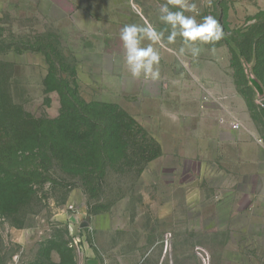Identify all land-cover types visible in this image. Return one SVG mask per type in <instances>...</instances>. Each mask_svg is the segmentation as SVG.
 <instances>
[{"label":"rangeland","instance_id":"rangeland-1","mask_svg":"<svg viewBox=\"0 0 264 264\" xmlns=\"http://www.w3.org/2000/svg\"><path fill=\"white\" fill-rule=\"evenodd\" d=\"M247 3L224 0L212 11L199 9L211 12L224 32L206 56L186 51L160 59L161 80L169 77L164 68H181L193 80L208 76L213 83L206 97L198 96L204 117L193 147L161 135L166 123L146 119L157 105L183 100L174 90L184 79H175L166 95L142 97L145 78L131 76L119 34H111L123 25L106 22L111 11L124 15L125 0H0L6 43L36 48H0V80L11 75V100L33 116L36 131L25 145L34 161L23 159L7 181L0 177V264H141L161 256L163 264H264V87L252 62L242 61V72L231 65L226 45V36L253 22ZM46 52L53 71L75 79L86 102L135 117L148 137L161 141L160 153L153 154L154 146L143 156L120 152L125 137H114L104 152L105 175L98 177L101 160L88 156L97 149L93 137L69 123L67 109L59 118L54 83L44 82L51 66ZM219 96L223 108L210 106ZM50 143L65 154L62 161L50 155ZM73 149L83 160L70 156Z\"/></svg>","mask_w":264,"mask_h":264},{"label":"trees","instance_id":"trees-1","mask_svg":"<svg viewBox=\"0 0 264 264\" xmlns=\"http://www.w3.org/2000/svg\"><path fill=\"white\" fill-rule=\"evenodd\" d=\"M250 19H253L252 23L241 30L233 32L234 34L226 36V41L230 46L231 65L242 72V61L252 62L251 71L264 87V10L258 11ZM19 43L16 46L12 42L6 43L0 32V48L2 50L9 49L11 46L14 47L15 51L32 52L36 50L27 42L26 44ZM44 56L47 58L48 64L51 65L47 70L44 82L46 85L50 81L54 83L52 88L60 98L59 118L63 117L67 109L68 114L71 115V118L68 119L69 123L75 122V128H83L93 137V143L97 149L90 151L88 156L101 160V164L96 168L98 177L105 175L107 156L104 152L111 146L114 137H125L123 142L125 148L120 152L131 151L135 154L140 153L139 156H143L149 152V146H154L156 149L153 154L160 153L156 142L146 135L130 114L122 112L117 107L107 108L106 106L112 105L105 102H86L79 95L75 79L68 80L65 78L62 75V69H54L53 71V58L51 59L47 52L44 53ZM74 73V68H72L70 76H74ZM10 76L0 80V177L6 181L13 176V173L17 172V166L20 165L23 159H26L28 164L34 161L32 147L29 148L25 145L28 144L33 134L36 135V131L32 126L33 116L25 112L22 107L15 105L11 100L8 91ZM237 90L243 94L238 85ZM23 121H31V124H22ZM59 127H64V123ZM17 145H20V147L15 149ZM50 150V155L54 156V159L62 161L66 157L60 150L55 149L53 143H50ZM70 156L74 157L77 162L79 159L83 160L84 154L73 149ZM151 157L153 158V155L149 159ZM145 160H148V158ZM15 162H17V165L14 167ZM139 168L142 169V167ZM22 173L23 171L18 172L20 175Z\"/></svg>","mask_w":264,"mask_h":264},{"label":"crops","instance_id":"crops-1","mask_svg":"<svg viewBox=\"0 0 264 264\" xmlns=\"http://www.w3.org/2000/svg\"><path fill=\"white\" fill-rule=\"evenodd\" d=\"M223 1L224 0H219L217 2H214V0H211V2H209V0H189V2L196 3L198 9L209 10V11H212L215 6L218 7V5L221 4ZM246 1L248 2L246 5L252 8V11L250 12L251 17L254 16L258 11L264 10L261 9V0H246ZM125 2H126L125 4L126 11L124 15L117 13L115 11H111L109 18L106 21L109 25L122 26L131 23L144 25L145 22H148L154 25L157 28V30H164L169 27L159 20V8L162 4L167 3V0H125ZM129 5L132 6L135 12L132 13L129 12L130 11ZM116 7L117 6H112V8H116ZM170 7L172 6L170 5ZM117 8H119V6ZM172 10L175 11L176 9L173 8ZM192 14L193 13H188V12L185 13V15H192ZM209 14L211 15V12H209L208 15ZM199 19L200 17H197V20ZM111 34L117 35L119 34V32L114 30L111 32ZM167 35H168V31H165V38L167 37ZM176 42L178 43L176 44L172 43L171 45L166 44V47H161L160 45H157V50L159 51L160 56L161 57L164 56L171 57L174 55L185 56V53L187 52H185L183 55L179 54V49L182 47L181 38L179 36L176 38ZM226 45H228V43ZM227 47L230 53V46L228 45ZM200 48H201L200 53L203 56H206L207 53L212 52L211 44H200ZM227 49L226 51H228ZM170 59L173 60V58ZM201 63H203V61ZM200 66H203L202 68H205V70H207L208 66L206 64H202V65L200 64ZM170 69L171 68L167 70V68H164L163 77L164 76L168 77L167 75H169L168 79L161 80L162 78L161 75L159 79L155 81L150 79H144L142 83L143 84L142 97L161 96L162 92L163 94L165 93L166 95V92L171 90L169 89L171 85L175 83L174 80L179 78V79H184V84L179 89L176 90L173 89V90L175 91V93H179V95L183 97V100L176 101L177 103L171 100L169 103L164 102L163 105L162 104L157 105L156 108H152V110L157 109L156 110L157 113L156 114L155 112L150 113L151 115L146 119L147 121L156 119V121L158 122L166 123L163 124L162 131L160 132L161 135L166 134L174 139H177L175 137L183 138V141L178 140L179 141L178 143H182L181 145L188 144L189 146L192 145L193 147H196L198 143L197 137L200 134L198 121L199 120L202 121V118L204 117L203 113H201L200 110L198 109V96L201 95L202 97H206L205 94L209 93L207 89L209 88L210 90L213 83L210 80V78H207L208 76H203L201 77L200 80L197 81L190 78L189 75L184 74L181 68H179L180 69L179 72L171 71ZM200 82L202 85V89H200L199 85H197V83ZM201 90L202 92H204V94H202ZM191 96L193 98V101H190L192 102V104H190V102L186 101L185 99L186 97H191ZM212 100L213 101H208L209 103L212 104L210 106H215L216 108L218 107L217 109H222L223 106L225 105L224 104L225 96L212 98ZM146 110L147 112L151 111L148 108ZM172 115H175L177 118L172 119L171 118ZM133 118L135 119V117ZM208 132L212 133V131L210 130ZM213 135L214 133L211 136ZM188 137H190L189 140L188 139L186 140V138ZM153 140L155 141V139ZM155 142L158 145L160 152L161 141H155ZM174 142L176 143L177 141L174 140ZM164 258H165L164 256H161L156 259L147 258V260L142 258L140 259V262L142 264V262L146 260L147 262L146 264H163Z\"/></svg>","mask_w":264,"mask_h":264},{"label":"clouds","instance_id":"clouds-1","mask_svg":"<svg viewBox=\"0 0 264 264\" xmlns=\"http://www.w3.org/2000/svg\"><path fill=\"white\" fill-rule=\"evenodd\" d=\"M173 8L176 10H172ZM186 12L193 14L185 15ZM159 20L169 27L157 30L154 25L145 22L144 25L125 24L120 29L119 39L124 50V62L133 78L143 76L153 81L159 79L161 56L154 45L166 47L165 39L167 44H172L179 36L182 42L179 54L183 55L187 51L196 57L201 51L199 44H212L224 35L218 19L210 14L201 15L196 3L189 0H167L159 8ZM165 31H168L166 38ZM144 40L149 43L141 46ZM171 118L177 117L172 115Z\"/></svg>","mask_w":264,"mask_h":264},{"label":"built area","instance_id":"built-area-1","mask_svg":"<svg viewBox=\"0 0 264 264\" xmlns=\"http://www.w3.org/2000/svg\"><path fill=\"white\" fill-rule=\"evenodd\" d=\"M232 126H233L234 128H236V127H238V123H233Z\"/></svg>","mask_w":264,"mask_h":264}]
</instances>
